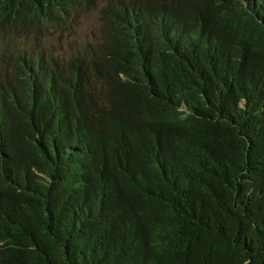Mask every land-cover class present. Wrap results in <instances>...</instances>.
<instances>
[{
    "label": "trees",
    "instance_id": "trees-1",
    "mask_svg": "<svg viewBox=\"0 0 264 264\" xmlns=\"http://www.w3.org/2000/svg\"><path fill=\"white\" fill-rule=\"evenodd\" d=\"M0 264H264V0H0Z\"/></svg>",
    "mask_w": 264,
    "mask_h": 264
},
{
    "label": "rangeland",
    "instance_id": "rangeland-1",
    "mask_svg": "<svg viewBox=\"0 0 264 264\" xmlns=\"http://www.w3.org/2000/svg\"><path fill=\"white\" fill-rule=\"evenodd\" d=\"M103 27L100 13L93 12L85 17L72 32L64 35L57 33L51 37L47 36L41 41L31 39L30 43L46 49L50 54L70 60L73 55L88 46L101 43ZM61 35L62 37H60Z\"/></svg>",
    "mask_w": 264,
    "mask_h": 264
},
{
    "label": "bare ground",
    "instance_id": "bare-ground-1",
    "mask_svg": "<svg viewBox=\"0 0 264 264\" xmlns=\"http://www.w3.org/2000/svg\"><path fill=\"white\" fill-rule=\"evenodd\" d=\"M134 144V143H133ZM4 150V149H3ZM24 160V159H23ZM92 161V160H91ZM125 202V201H124Z\"/></svg>",
    "mask_w": 264,
    "mask_h": 264
},
{
    "label": "clouds",
    "instance_id": "clouds-1",
    "mask_svg": "<svg viewBox=\"0 0 264 264\" xmlns=\"http://www.w3.org/2000/svg\"><path fill=\"white\" fill-rule=\"evenodd\" d=\"M102 22V21H101ZM61 37V36H60Z\"/></svg>",
    "mask_w": 264,
    "mask_h": 264
}]
</instances>
